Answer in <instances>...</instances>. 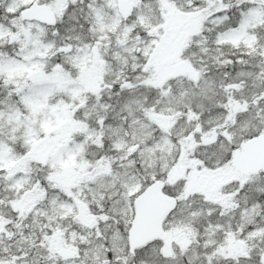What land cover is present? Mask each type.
<instances>
[{
    "label": "snow or ice",
    "instance_id": "snow-or-ice-1",
    "mask_svg": "<svg viewBox=\"0 0 264 264\" xmlns=\"http://www.w3.org/2000/svg\"><path fill=\"white\" fill-rule=\"evenodd\" d=\"M0 264H264V0H0Z\"/></svg>",
    "mask_w": 264,
    "mask_h": 264
}]
</instances>
